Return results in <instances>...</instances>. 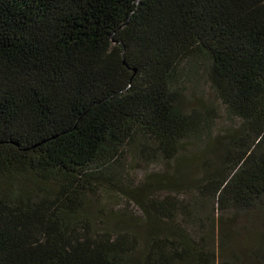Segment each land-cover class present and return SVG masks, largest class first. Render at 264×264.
Listing matches in <instances>:
<instances>
[{
  "label": "trees",
  "instance_id": "obj_1",
  "mask_svg": "<svg viewBox=\"0 0 264 264\" xmlns=\"http://www.w3.org/2000/svg\"><path fill=\"white\" fill-rule=\"evenodd\" d=\"M200 66L240 122L226 133L188 105ZM149 145L180 160L176 177L124 172V152ZM103 185L142 234L96 225ZM183 188L211 198L214 220L264 211V0H0V264H237L206 223L192 229Z\"/></svg>",
  "mask_w": 264,
  "mask_h": 264
},
{
  "label": "rangeland",
  "instance_id": "obj_2",
  "mask_svg": "<svg viewBox=\"0 0 264 264\" xmlns=\"http://www.w3.org/2000/svg\"><path fill=\"white\" fill-rule=\"evenodd\" d=\"M186 88L189 107L201 111L203 115L209 113V125L215 134L226 133L230 127L239 125L240 122L229 114L211 88L203 66L198 67L195 73L186 79ZM201 144L202 141L194 144L185 142L183 151L190 154ZM150 147L152 146L129 148L124 152V163L122 162L124 172L136 183H140L146 175L152 173H160L170 178L178 173L180 160H169L161 156L152 158L149 155ZM205 166L206 164L203 162H197L195 165L186 166L185 169L191 177L198 178L203 175ZM94 191L99 200L96 206L97 212L94 214V221L97 226L106 223L115 230L131 228L139 234L143 233L145 220L136 206L131 205L117 190L109 187V185L97 186ZM165 194L167 193L160 195ZM177 197L193 207L190 212L192 220L189 221L192 229H198L199 225L206 223L207 228L205 227L202 231H206L214 242L213 246L217 254L232 253L237 264H256L252 258V251L262 226L261 222L264 220V211L255 209L233 210L222 212V214L217 212L214 220L212 218V200L205 197L199 190L183 188V192L179 193ZM187 219V215L180 214L179 220ZM222 240L225 241L224 249ZM219 260L220 257L216 261L217 264Z\"/></svg>",
  "mask_w": 264,
  "mask_h": 264
}]
</instances>
